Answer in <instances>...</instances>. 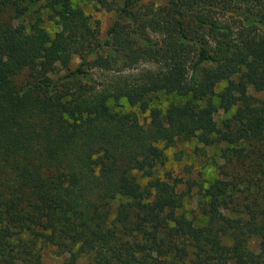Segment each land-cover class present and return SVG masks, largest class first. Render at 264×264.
<instances>
[{"label":"trees","instance_id":"16d2710c","mask_svg":"<svg viewBox=\"0 0 264 264\" xmlns=\"http://www.w3.org/2000/svg\"><path fill=\"white\" fill-rule=\"evenodd\" d=\"M92 1L114 14L102 38L70 0H0V264L44 247L56 264H264V0ZM40 3L52 35L22 22ZM160 92L184 100L149 105ZM192 140L221 163L188 216L193 182L159 170Z\"/></svg>","mask_w":264,"mask_h":264},{"label":"rangeland","instance_id":"374dc122","mask_svg":"<svg viewBox=\"0 0 264 264\" xmlns=\"http://www.w3.org/2000/svg\"><path fill=\"white\" fill-rule=\"evenodd\" d=\"M141 4L159 5L161 0H140ZM73 8L82 11L83 15L87 18L91 26L97 27L99 30L100 38L105 34L107 27L114 20V14L105 11L98 7L92 0H70ZM46 8L42 7V3L37 4L32 8L29 13L24 17L23 24L26 30L30 29L32 25L43 29L48 35H52L57 30L55 24L46 18ZM73 59L72 65L76 63ZM253 97L264 100L263 92L250 91ZM184 97L176 94L157 93L150 97L149 105L165 109L170 103L183 102ZM112 105V102H110ZM122 111H133L137 114L139 120L146 117V113L140 114L136 109L129 108L124 100L119 101ZM115 109H119L115 107ZM224 115L218 112L215 115V120L218 122ZM221 146L205 147L196 141L178 142L173 148L165 150L167 161L165 165L159 170V175L168 173L172 176L181 178L182 180L192 181L193 186L187 199L184 203L183 209L188 216L194 215L197 212L196 206L201 189L204 188L213 180L219 178L217 174V165L221 162L217 158L218 150ZM255 241L252 245H255ZM253 247V246H252ZM40 256V263L42 264H56L62 258L57 256L56 251L49 247L38 248Z\"/></svg>","mask_w":264,"mask_h":264}]
</instances>
